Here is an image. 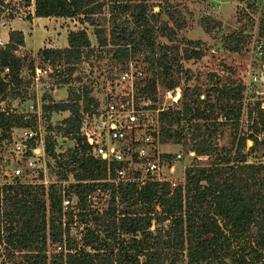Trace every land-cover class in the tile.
I'll return each mask as SVG.
<instances>
[{"label": "trees", "instance_id": "1", "mask_svg": "<svg viewBox=\"0 0 264 264\" xmlns=\"http://www.w3.org/2000/svg\"><path fill=\"white\" fill-rule=\"evenodd\" d=\"M26 5L33 4L34 17H77L94 27L97 45L104 48L109 58L123 66L131 58L142 55L152 70L151 76L141 88L142 92L154 97L158 78L162 77L164 88L180 86L178 74H172L173 65L179 53V45L160 44L156 41V22L158 15L150 6L153 2L169 4L171 0H23ZM109 4V26L99 27L94 14L103 12ZM173 10V9H172ZM178 9L168 12V17L176 28L185 26V21ZM82 16V17H81ZM30 18L31 16L28 15ZM207 21H203L205 26ZM169 40L174 41L175 31L170 27ZM107 31V34H106ZM260 36H264V19L259 27ZM241 39L233 34L223 37V45L229 51H238ZM184 49L185 59H200L204 51L199 48V41H187ZM25 45V35L21 29H10L8 41L0 47V85L13 84L18 87L25 83L20 77L26 57L17 53ZM97 47V46H95ZM190 47V49H189ZM192 48V49H191ZM92 45L86 29L70 30L67 33L66 47H47L38 53L44 61L65 66L67 79L77 70L82 60H89L93 54ZM29 69H33L32 63ZM8 67L9 71L4 72ZM172 75V76H171ZM170 76L169 78H167ZM80 81V77H76ZM216 77V83L219 82ZM28 83V81H26ZM223 83L214 87L218 101L230 124L237 127L240 107L237 102L242 98L241 82ZM2 88V87H1ZM69 89L65 99L54 101L51 95H45L47 103L42 104V112L47 115L55 111H68L57 129L64 137L80 143L78 135L81 114L79 100L94 102L89 97V90ZM3 90V88H2ZM81 92V93H80ZM192 93L184 88L179 107L160 112L161 141L179 143L186 133L173 131V125L180 115L190 119L202 118L203 110L192 107ZM213 109L214 106H211ZM253 110L260 116L264 132V110L256 103ZM11 118V119H10ZM11 120V121H10ZM18 120V119H17ZM12 122V115L0 110V125ZM19 124V120H18ZM222 124L213 123L212 132H201L199 123H195L190 133L191 150L196 155L207 154L213 145L210 136L216 127ZM51 128V125H49ZM250 149L264 143L250 135ZM245 137H239L235 153L237 157H225L223 164L215 167H189L185 169L184 185L171 187L168 181L149 182L140 188L129 183L121 189L116 207L114 196L103 213L94 215L89 211L80 212L82 220L90 216L92 227L86 229L81 239L70 234L68 227L63 230L61 223V197L56 191L49 193L50 206L55 209L48 218L45 214L44 189L34 190L30 186H12L14 195L4 201L3 216L9 223H16L13 233L7 235L6 242L24 255L29 264H255L261 262L264 255V163H246L243 155ZM53 141L46 140L45 149L52 157ZM74 148L69 158L75 159ZM234 160V163L230 162ZM102 160L82 157L76 165L70 167L69 161L61 162L58 171L65 178L70 171L76 180L101 179L106 176ZM90 185L76 182L68 189L75 191L78 206L83 210ZM53 188V186H52ZM158 205V206H156ZM69 219L72 214L69 213ZM168 222L165 227L162 225ZM152 225L153 229H152ZM157 225H160L157 227ZM118 233L127 235L126 239L117 241ZM66 241V252H51L49 259L46 253L47 236L51 244ZM244 238H251L249 245L253 254L251 263L244 256L231 250V243ZM233 239V240H232ZM242 250H246L242 248ZM261 264H264L263 262Z\"/></svg>", "mask_w": 264, "mask_h": 264}, {"label": "rangeland", "instance_id": "2", "mask_svg": "<svg viewBox=\"0 0 264 264\" xmlns=\"http://www.w3.org/2000/svg\"><path fill=\"white\" fill-rule=\"evenodd\" d=\"M150 6L153 8L154 13L158 15L156 41L160 44L172 45L177 43L179 45V53L173 65L172 74L179 75L181 92L184 88H187L188 93H192L190 99L192 107H198L200 111H204L202 118L199 119L184 118L180 115V119L175 122L172 128L173 131L185 132L186 137H181L179 143H162L164 151L170 154L176 152L182 154L180 163L177 165V172L173 175L175 178H171L172 182L177 184L180 178L185 175L184 169L189 167H215L223 164L225 157L235 159L237 157L235 153L238 140L237 133L240 125L243 127L248 125V128L252 131L243 145L242 153L246 156V163H264V146L258 145L256 148L250 149L252 145L250 135L264 143L261 118L253 110L256 103H259L260 108L264 110V36L258 34L261 20L264 19V0H171L169 4L153 2ZM174 9H178L184 18L185 26L182 28L174 27L168 17V12H173ZM33 11V4L28 6L23 0H0V29H21L25 35V45L17 51L19 55L26 57L23 66L25 77L30 75L28 66L30 63L33 66L47 64L38 53L40 49L67 46V33L70 30L86 29L88 37L94 45V50L91 58L78 64L75 76H72L65 83L59 81L67 79V76L53 77L54 75H51V77L40 78L36 83L34 81L32 85L29 81L28 83L25 81L18 87L13 84L0 85L3 88L4 101L3 105H0V110L6 115H12V122L0 126L3 129L13 127L14 133L18 132L16 128L18 127L17 116L19 113L29 110L30 104L36 110L37 105L41 106L46 94L53 97L51 92H46L48 89L46 84L57 83L58 92L54 94L53 99L54 101H61L65 99L64 97L69 89H77L81 84L89 85L90 82L98 80L97 86L104 87V83L111 78L113 72L117 74V70L121 66L120 62L111 60L108 54L103 52L104 48L97 45L98 41L94 27L88 22H82L77 17H39L38 19L32 16ZM28 15L31 17L29 18ZM93 17L96 18L99 27L107 29L110 20L109 4L106 3L103 12L96 13ZM203 21H207L205 26L202 25ZM165 27H170L175 31L174 41L169 40V30ZM229 34L241 39L238 44V51H229L224 47L223 37ZM188 40L200 42L199 48L204 51L202 58L197 60L184 58V49L188 47ZM135 58L141 59L139 60L140 63L145 65L146 68V79L149 78L152 70L148 68V63L143 60L142 55H137ZM210 61L213 63L212 68H217L218 72L205 70ZM240 75L246 79L249 90L242 94V98L237 102L241 109L240 112L243 111V116L240 122H237L236 127L222 118L224 111L221 110V106L225 102L217 100L218 96L214 91V87L216 85L221 87L223 83H230V80L238 83L242 81L241 77L235 80V76L239 77ZM254 76H259L260 80H254ZM76 77H80L79 79L82 82L78 83ZM216 77L220 79L218 84L216 83ZM157 86L159 90L156 103L159 106L162 105V102H165V99L161 97V91L164 88L162 77L158 78ZM250 91H253V94ZM211 106H214V108L212 109ZM175 107H179V104ZM40 114L43 140L50 139L52 141L51 135L52 137L55 136L56 146L54 149L60 151L62 156L70 155L73 145L72 139L64 137L56 128L64 118L63 114L60 111H55L49 114V119H47L48 114L45 115L43 112H40ZM218 122L222 124H219L216 127V132L210 136L213 148L207 154L196 155L191 150V140L189 138L195 123H199L201 132L206 131V134H208L212 132L213 123ZM49 125H54L53 132ZM231 163H234V160ZM179 183L181 184L177 185H183L184 180ZM50 191L49 187L48 192ZM54 212L55 209L51 207L47 215L50 216ZM86 220L89 221L90 216ZM167 223L165 222L162 226L165 227ZM8 224L4 226V242H0V264H29L24 255L26 252H19L6 242L7 235L13 233L15 227H17L16 223ZM159 226L157 225V227ZM90 227H92L91 222H88L82 229H80V223H77L75 227L69 229L71 233H80L81 231L85 232ZM117 238V241L126 239L127 235L122 234ZM250 240L251 238H244L233 241L231 250L244 256L251 263L254 259L249 248V245L253 244ZM242 248L246 250H242ZM54 250L53 245L46 242L48 259L50 253ZM262 262L264 263V255L261 262L254 263L261 264ZM227 263L231 264L232 262L227 260Z\"/></svg>", "mask_w": 264, "mask_h": 264}, {"label": "built area", "instance_id": "3", "mask_svg": "<svg viewBox=\"0 0 264 264\" xmlns=\"http://www.w3.org/2000/svg\"><path fill=\"white\" fill-rule=\"evenodd\" d=\"M5 44L6 41L2 38L0 29V47ZM139 60L141 59L131 58L123 66H120L117 74L113 72L111 78L104 83V87L97 86L98 80L90 82L89 85H79L81 87L79 91L83 87L89 90L88 96L92 97L94 102L84 101L83 96L79 100L81 120L78 135L80 143L72 139L73 145L70 150L72 153L74 148H78L74 152L76 160L69 158L70 155H60V151L54 148L53 152L56 157H52L45 149L46 141L42 138L40 112H42V104L47 103V100L43 99L41 106L37 105L36 110L30 104L29 110L18 114L17 133H14L13 127L3 129L0 126L1 243L4 242V226L9 225V221L3 216L4 201L14 195L13 190L10 189L12 186H30L37 192L40 191V187H43L46 215L51 209L49 193L56 191L61 197V223L65 230L66 227H75L77 223H80V229H82L88 222L82 220L79 213L84 211H89L94 215L103 213L109 206L112 196H114L116 207L121 206L119 202L121 189L129 183H135L138 188L153 181H168L171 187L181 184L179 182L184 180L185 175L180 178L177 184L172 182L171 178L177 172V165L180 163L182 154L180 152L170 154L164 151L160 129V112L176 108L177 101L181 98V88L180 86L163 88L161 97L165 99V102L158 106L152 96L141 91L148 78L146 79L145 65L141 64ZM86 61L82 60L80 63ZM46 62V65H35L33 69H29L28 77H25L22 67L19 77L24 82L29 81L32 85L34 81L36 83L42 77L67 76L62 63ZM212 64L210 61L205 70L218 72L217 68H212ZM8 71V67H5L3 73ZM75 74L76 72L72 76ZM236 77L235 80L241 77L242 81L239 82L244 87L242 92L244 94L249 90L247 81L242 75ZM253 79L260 80V77L254 76ZM81 82L78 81V83ZM46 86L48 88L46 92L53 93L57 83L52 82ZM158 90L159 87L156 84L154 93L156 99ZM250 93L253 94V91ZM177 95H179L178 98ZM3 102L2 88L0 87V105H3ZM242 116L243 111L240 112L238 122ZM222 118L227 121L225 116L222 115ZM51 126L53 132L54 125ZM248 127V125L238 127V138L248 139L247 137L252 133ZM50 138H52L55 147L56 137L51 135ZM82 157L102 160L106 176L101 179L78 181L70 171L65 178L60 177L58 171L62 168L59 166L58 160L69 161L70 167H72ZM76 182L90 185L86 196V206L83 210L77 204L78 198L75 191L68 189L70 184ZM49 187L50 192H48ZM69 213L72 214L70 221ZM83 232H70V234L80 240ZM122 234L124 233H118V236ZM46 242L51 244L48 236ZM52 245L55 252L65 253L67 251L64 235L62 242Z\"/></svg>", "mask_w": 264, "mask_h": 264}, {"label": "crops", "instance_id": "4", "mask_svg": "<svg viewBox=\"0 0 264 264\" xmlns=\"http://www.w3.org/2000/svg\"><path fill=\"white\" fill-rule=\"evenodd\" d=\"M38 19H39V17H37ZM40 18H42V17H40ZM11 28H7V29H2L1 28V35H2V38L7 42L8 41V32H9V30H10ZM56 92H58L57 91V88L53 91V93H52V95H53V98H54V94L56 93ZM66 96H67V94H66ZM66 96L64 97V98H66ZM63 98V97H62ZM60 113L61 114H63V117L65 118L66 116H68V114H69V112L68 111H60Z\"/></svg>", "mask_w": 264, "mask_h": 264}, {"label": "water", "instance_id": "5", "mask_svg": "<svg viewBox=\"0 0 264 264\" xmlns=\"http://www.w3.org/2000/svg\"><path fill=\"white\" fill-rule=\"evenodd\" d=\"M178 96H179V95H177V98H178ZM153 226H154V225H152V229H153Z\"/></svg>", "mask_w": 264, "mask_h": 264}]
</instances>
